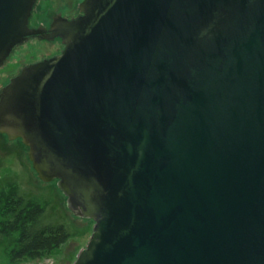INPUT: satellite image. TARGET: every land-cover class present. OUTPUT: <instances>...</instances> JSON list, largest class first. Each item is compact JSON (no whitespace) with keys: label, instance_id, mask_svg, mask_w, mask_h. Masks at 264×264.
Segmentation results:
<instances>
[{"label":"water","instance_id":"water-1","mask_svg":"<svg viewBox=\"0 0 264 264\" xmlns=\"http://www.w3.org/2000/svg\"><path fill=\"white\" fill-rule=\"evenodd\" d=\"M37 0H0V63ZM0 130L94 221L73 264H264V0H83Z\"/></svg>","mask_w":264,"mask_h":264},{"label":"flooded vegetation","instance_id":"flooded-vegetation-1","mask_svg":"<svg viewBox=\"0 0 264 264\" xmlns=\"http://www.w3.org/2000/svg\"><path fill=\"white\" fill-rule=\"evenodd\" d=\"M39 2L40 0L36 1L29 19V27L36 30V33L29 35L24 42L17 44L8 58L0 63V95L12 79L18 76L25 67L60 55L65 49V44L62 38L56 35L58 23L62 19H76L82 14L79 9L81 1L78 4L76 13L72 10L73 5H69L71 1H68L69 3L67 2L63 5L58 2V10L49 16L43 17L36 10ZM55 45L56 49L52 52L43 53L44 49L42 47H54ZM26 46L36 50L35 53L38 51L37 57L34 56L26 62H21L18 66L19 68L13 69L14 65L11 63L13 56L15 54L19 55V49H23ZM29 160V147L23 142L22 138L13 137L0 130V264H39L42 260L52 259L54 251L61 248L53 249L47 257L25 260L17 256L20 251L15 242V233L9 232V223L22 217L32 218L36 215L34 208L30 209L28 207L31 199H35L38 202L36 204L37 209L43 208L45 203V200L39 196L35 194L26 196L21 191L22 187L17 177H22L29 170ZM31 165L33 170H35L32 161ZM35 172L39 180L43 181L36 170ZM12 193H14V196H12ZM45 211L34 217L37 223L43 217ZM27 212H31V215H28ZM72 262L74 263V261ZM70 263L71 261L67 262V264Z\"/></svg>","mask_w":264,"mask_h":264},{"label":"rangeland","instance_id":"rangeland-1","mask_svg":"<svg viewBox=\"0 0 264 264\" xmlns=\"http://www.w3.org/2000/svg\"><path fill=\"white\" fill-rule=\"evenodd\" d=\"M80 1L83 0H40L36 10L40 16H49L58 10V2L62 5L68 2L69 5H73L72 10L76 13ZM42 49H44L43 53L52 52L56 49V45L54 47H42ZM35 51L28 46L19 49V55L15 54L11 61L14 65L13 69L19 68L21 62H26L34 56L37 57L38 51L36 53ZM29 164V170L22 177L18 176L17 180L22 187L23 195L35 194L47 203L45 214L38 221L37 226L64 224L72 234L67 244L54 251L52 259L42 260L39 264H67L68 261H71L70 264H72L80 250L86 246L93 231L94 221L74 214L68 207L67 197L59 188L58 181L45 182L39 180L30 160Z\"/></svg>","mask_w":264,"mask_h":264},{"label":"trees","instance_id":"trees-1","mask_svg":"<svg viewBox=\"0 0 264 264\" xmlns=\"http://www.w3.org/2000/svg\"><path fill=\"white\" fill-rule=\"evenodd\" d=\"M14 189H16L14 187ZM13 189V190H14ZM14 196V193H12ZM35 199H31L28 207L34 208L37 217L47 208L45 202L43 208L37 209ZM26 213V212H25ZM31 215V212H27ZM34 217L20 218L9 223V232L15 233V242L19 247L17 256L30 260L36 257H47L53 249L64 246L70 240L72 234L64 224L37 226Z\"/></svg>","mask_w":264,"mask_h":264}]
</instances>
